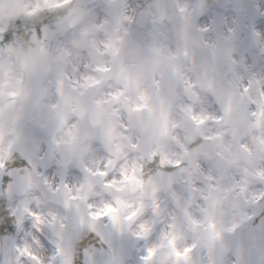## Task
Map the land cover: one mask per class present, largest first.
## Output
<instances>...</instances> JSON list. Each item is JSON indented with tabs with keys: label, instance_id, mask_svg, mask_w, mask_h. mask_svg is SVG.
<instances>
[{
	"label": "clouds",
	"instance_id": "clouds-1",
	"mask_svg": "<svg viewBox=\"0 0 264 264\" xmlns=\"http://www.w3.org/2000/svg\"><path fill=\"white\" fill-rule=\"evenodd\" d=\"M0 264H264V0H0Z\"/></svg>",
	"mask_w": 264,
	"mask_h": 264
}]
</instances>
